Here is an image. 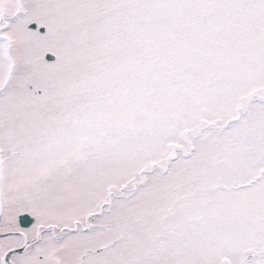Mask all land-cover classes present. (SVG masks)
<instances>
[{
  "label": "snow or ice",
  "instance_id": "6c2138e0",
  "mask_svg": "<svg viewBox=\"0 0 264 264\" xmlns=\"http://www.w3.org/2000/svg\"><path fill=\"white\" fill-rule=\"evenodd\" d=\"M0 264H264V0H0Z\"/></svg>",
  "mask_w": 264,
  "mask_h": 264
}]
</instances>
